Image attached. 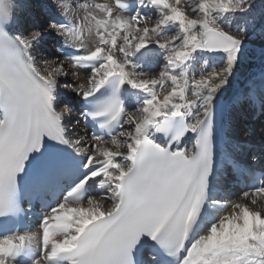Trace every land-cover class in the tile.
I'll use <instances>...</instances> for the list:
<instances>
[{
    "label": "snow or ice",
    "instance_id": "1",
    "mask_svg": "<svg viewBox=\"0 0 264 264\" xmlns=\"http://www.w3.org/2000/svg\"><path fill=\"white\" fill-rule=\"evenodd\" d=\"M19 7L0 0V264H264V3L45 0L24 29Z\"/></svg>",
    "mask_w": 264,
    "mask_h": 264
},
{
    "label": "bare ground",
    "instance_id": "2",
    "mask_svg": "<svg viewBox=\"0 0 264 264\" xmlns=\"http://www.w3.org/2000/svg\"><path fill=\"white\" fill-rule=\"evenodd\" d=\"M34 1H35V0H17V3L21 5V7H19V8L17 9V11H16V15L19 17V20H20V25H19V27H20L21 29L29 28L28 26H26L25 19H26L27 16H33L35 10L32 8L31 5H32V3H34ZM70 2L75 3V2H78V0H70ZM43 3H44V1L36 0V3H35V4H36V6H38L39 9H42L41 5H42ZM48 38H51V36L48 37ZM53 38H54L55 41L59 42L55 37H53ZM57 42L54 43L55 46L59 45V44H57ZM40 51H41V54H43V55L46 56L47 58L51 59V57L49 56V53H48L47 50H45V52H46L45 54H44L42 48L40 49ZM46 54H47V55H46ZM197 69H199V65H197ZM241 70H246V71L248 72V75H249L251 72H253V71H258L257 68H252V67H250V66H249V62H247V61H246L244 64L241 65V68H240L239 71H241ZM244 81H245V80H244ZM243 83H244V82H243ZM69 99L72 101L71 103H69V106H70V107H72V105H76V106H78V107L80 106V105H79V102L76 100V98L74 97V95H73L71 92H66V93L64 94V101L67 103V101H68ZM79 113H80L79 110L76 111V112H72L73 117L78 118V117H79ZM255 131H256V139H257V141H258V140H259V133H260V131H259V129H255ZM225 187H226V189H227V191H228V194H229V193H230V189H231L230 185L227 184V185H225Z\"/></svg>",
    "mask_w": 264,
    "mask_h": 264
},
{
    "label": "rangeland",
    "instance_id": "3",
    "mask_svg": "<svg viewBox=\"0 0 264 264\" xmlns=\"http://www.w3.org/2000/svg\"><path fill=\"white\" fill-rule=\"evenodd\" d=\"M35 3H36V0L31 5L32 8L35 10V14L33 15V17L27 16L26 19H25L26 26H28L29 28L32 26L33 20H35V19H41L43 17V15L41 13V10L38 8V6H36ZM257 3H264V0H257ZM40 23H43V21H40ZM47 46L48 47H51V44L49 42V39H46L45 42L43 43L42 47H41L42 50H43V52H44V54L46 53L45 50L47 49Z\"/></svg>",
    "mask_w": 264,
    "mask_h": 264
},
{
    "label": "water",
    "instance_id": "4",
    "mask_svg": "<svg viewBox=\"0 0 264 264\" xmlns=\"http://www.w3.org/2000/svg\"><path fill=\"white\" fill-rule=\"evenodd\" d=\"M247 76H248V72L246 70L239 71L237 74V80L234 81V86H236V87L242 86V84H243V82Z\"/></svg>",
    "mask_w": 264,
    "mask_h": 264
}]
</instances>
